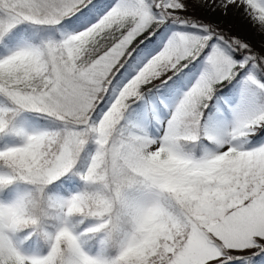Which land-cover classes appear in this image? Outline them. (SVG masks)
I'll return each instance as SVG.
<instances>
[{"label": "snow or ice", "instance_id": "6c2138e0", "mask_svg": "<svg viewBox=\"0 0 264 264\" xmlns=\"http://www.w3.org/2000/svg\"><path fill=\"white\" fill-rule=\"evenodd\" d=\"M0 264H264V0H0Z\"/></svg>", "mask_w": 264, "mask_h": 264}, {"label": "rangeland", "instance_id": "374dc122", "mask_svg": "<svg viewBox=\"0 0 264 264\" xmlns=\"http://www.w3.org/2000/svg\"><path fill=\"white\" fill-rule=\"evenodd\" d=\"M201 14H202V13L197 12V15H201ZM236 23L239 24V23H241V22L239 21V19H237ZM249 36H250V39H252L254 43H258L259 40H260V37L257 36V35H255V31H254L253 29H250V31H249Z\"/></svg>", "mask_w": 264, "mask_h": 264}]
</instances>
